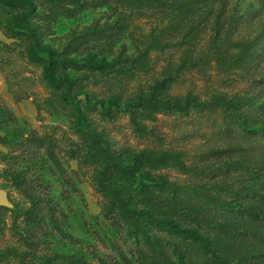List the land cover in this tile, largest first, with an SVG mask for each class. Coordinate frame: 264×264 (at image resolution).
Returning <instances> with one entry per match:
<instances>
[{
  "label": "rangeland",
  "instance_id": "374dc122",
  "mask_svg": "<svg viewBox=\"0 0 264 264\" xmlns=\"http://www.w3.org/2000/svg\"><path fill=\"white\" fill-rule=\"evenodd\" d=\"M38 2L36 22L44 30L45 43L62 49L74 37L95 31L73 55L121 59L113 69L92 73L85 89L91 104L100 107L102 101L113 109L109 116L95 107L91 115L118 153L128 156L148 148L171 155L168 165L155 170L153 177L144 175L145 180L157 181L162 174L182 187V196L194 199L204 194L230 198L233 190L249 184L254 191L246 202L264 208V135L245 133L235 124L229 127L223 108L213 102L217 95L264 101V52L248 43L264 20V0L202 3L182 12L118 0ZM251 9L260 17L253 18ZM10 18L0 5V105L16 117L5 121L0 116V135L17 130L53 138L59 165L43 149L0 142V187L12 202L0 212V252L6 255L1 264H39L41 256L54 253L83 255L88 264H141L130 250L124 224L105 214V198L94 187L92 166H82L69 155L71 149L81 148L82 139L59 97L46 85L43 67L28 57L25 40L7 33ZM165 78L166 95L191 92L207 105L187 113L137 114L133 119L126 103ZM78 98L88 102L85 93ZM253 114V126L264 129V111ZM18 170L29 179L23 185L12 181L11 172ZM31 186L54 206V213L48 212L42 229L28 238L24 212L31 204ZM233 224L224 241L236 256L264 253V229L258 222L244 216ZM31 238L40 242L37 249L28 244ZM188 253L194 264H207L197 250ZM256 259L253 263L264 264V255Z\"/></svg>",
  "mask_w": 264,
  "mask_h": 264
},
{
  "label": "trees",
  "instance_id": "16d2710c",
  "mask_svg": "<svg viewBox=\"0 0 264 264\" xmlns=\"http://www.w3.org/2000/svg\"><path fill=\"white\" fill-rule=\"evenodd\" d=\"M38 1L0 0V5L11 14L6 31L11 36L23 38L28 57L43 67L46 85L59 97L61 105L71 118L73 128L83 142L78 151L71 149L68 153L71 157L78 158L82 166H92L94 187L105 198V214L124 224L133 256H137L141 264H194L188 255L189 249L192 248L205 256L204 262L207 264H255L253 261L257 262L256 258H260L264 253L253 252L251 255L236 256L230 242L224 241L225 235H231L228 225H234L240 217L248 216L264 229V208H257L245 200L254 191L252 186L247 184L237 191L233 190L234 194L230 198L204 194L201 198L194 199L191 196H182V187L172 183L162 174L158 175L157 181L145 180L144 175L153 177L155 170L168 165L172 159L171 155L165 151L148 148L128 156L118 153L108 134L100 130L92 120L91 112L98 105L90 103V96L85 89V79L92 73L113 69L121 59L108 61L94 56L73 55L79 45L94 37L95 31L90 32L92 36L81 34L74 37L62 49L45 43L44 30L36 22L39 14ZM118 1L135 7L166 6L182 12L193 10L202 3L212 5L219 2L222 6L227 0ZM249 13L253 18L260 17L256 10L251 9ZM248 43L257 49L256 52H264V20ZM139 59L140 57H137L132 61L135 63ZM72 71L82 73L72 76ZM167 79L156 81L150 85L147 93H140L133 101L126 103L124 108L133 119H136L137 114L164 111L187 113L207 105L191 92L185 96L166 95ZM262 80L264 81V76ZM79 93H85L88 102L79 99ZM213 102L223 108L229 127L235 124L245 133L264 135L263 128L253 126V113L257 109L264 111V101L257 103L251 96L228 98L217 95ZM97 108L102 114L114 115L113 109L105 106L102 101L101 106ZM0 116L5 121L16 119L6 105H0ZM0 142L14 148L43 149L46 155L59 165L57 143L51 137L13 130L0 135ZM2 153L5 157L16 158L15 154ZM11 173L12 181L17 185H23L29 180L23 170ZM261 176L264 179V172L260 173ZM28 196L31 204L24 212V229L29 238L42 229L47 213L51 216L54 213V206L41 197L32 186ZM4 209L5 207L1 206L0 212ZM37 239L40 240V237ZM36 240L31 238L28 241L32 249L40 246V242ZM5 259L4 252H0V264L1 260ZM39 264L88 263L83 255L54 253L41 256Z\"/></svg>",
  "mask_w": 264,
  "mask_h": 264
},
{
  "label": "water",
  "instance_id": "95a60500",
  "mask_svg": "<svg viewBox=\"0 0 264 264\" xmlns=\"http://www.w3.org/2000/svg\"><path fill=\"white\" fill-rule=\"evenodd\" d=\"M1 206H12V202L9 198L8 191L5 188L0 187V207Z\"/></svg>",
  "mask_w": 264,
  "mask_h": 264
}]
</instances>
